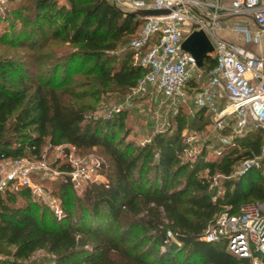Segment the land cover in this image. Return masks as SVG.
<instances>
[{"label":"trees","instance_id":"1","mask_svg":"<svg viewBox=\"0 0 264 264\" xmlns=\"http://www.w3.org/2000/svg\"><path fill=\"white\" fill-rule=\"evenodd\" d=\"M6 1L0 13V160L43 159L46 143L101 147L110 159L108 182L81 187L71 181L67 160L50 163L59 179L49 188L43 177L41 187L58 197V214L28 187L1 189L0 264H248L225 240L200 236L223 210L264 203V159L233 175L237 163L260 154L263 130L251 127L221 143L216 159H205L204 146L197 160L185 161L186 120L178 105L176 125L146 143L117 136L128 132V110L95 117L93 100L130 92L144 74L130 47L143 18L112 0ZM215 65L216 57L207 56L203 74ZM203 82L192 78L189 92ZM194 108L195 119L213 122L205 107ZM215 174L224 176L223 192ZM168 231L173 238L166 242Z\"/></svg>","mask_w":264,"mask_h":264},{"label":"built area","instance_id":"2","mask_svg":"<svg viewBox=\"0 0 264 264\" xmlns=\"http://www.w3.org/2000/svg\"><path fill=\"white\" fill-rule=\"evenodd\" d=\"M112 1L133 10H170L167 14L144 17L138 33L130 41L136 63L145 68L131 90L133 94L152 89L162 99L205 107L212 114L215 130L229 128L227 134H221L222 143L244 135L251 127L260 128L264 133V56L216 33L219 18L225 12H248L264 25V0H231L229 5L219 0ZM201 28L214 45L211 55L216 57V65L206 81L193 86V91L189 92V81L200 77L202 69L197 66L194 56L182 48V42L193 30ZM243 33L247 40L251 39L247 30ZM120 108L116 107L115 111ZM55 147L64 151L63 156L72 167L69 176L75 186H80L81 182L102 181L101 163L96 157H76L75 145ZM261 159H264V137L260 154L242 162L233 175L258 166ZM50 169V163L44 158L3 156L0 190L28 187L31 193L41 196L44 189L33 176L48 173ZM171 238L173 234L168 231L166 242ZM200 238L209 242L225 240L227 249L248 259V264H264V203L242 205L235 213L223 210Z\"/></svg>","mask_w":264,"mask_h":264},{"label":"rangeland","instance_id":"3","mask_svg":"<svg viewBox=\"0 0 264 264\" xmlns=\"http://www.w3.org/2000/svg\"><path fill=\"white\" fill-rule=\"evenodd\" d=\"M6 0H0V13L3 12L7 5ZM13 5H16L13 2ZM121 5V4H120ZM127 10L133 11V9L121 5ZM1 25V24H0ZM130 49V48H129ZM134 62L137 59L134 58ZM208 75L201 72L200 78L202 81H206ZM157 92L152 89L147 91L133 94L131 91L128 93L124 92H108L100 96V98L94 101L95 109L92 111L95 117H106L110 115L116 107L126 108L128 110V116L126 118L125 126L128 132H118L117 136L133 140L136 144H144L150 140L153 133L158 130L166 129L168 124L173 127L176 125L174 120L175 113L178 109V105H181L182 113L185 115L186 126L183 130L184 142L186 144L185 151L181 153L182 160L191 159L192 161L197 160L200 157L202 148L206 146L205 159H216L219 156V151L222 146L220 140V133L213 127L214 123L211 121L203 122L195 119L194 105L185 102H172L170 100L162 99L158 96ZM96 101V102H95ZM220 107L222 105H219ZM218 147V148H217ZM43 155L48 163L57 160H65L64 151L58 150L55 146L45 144L43 146ZM92 155L96 157L100 163V182H108L107 165L109 164L110 157L107 156L101 147H95L89 150H76V157H83ZM104 163V166H103ZM242 166V162H239L235 166V171L239 170ZM207 168H202L201 173H207ZM59 171L57 168L51 167L48 173L40 172L35 178V182L41 185L43 177H49V181L46 184L51 188L54 183L59 179ZM224 178L221 174H215L213 176L214 184L217 185L221 190V180ZM57 179V180H53ZM53 181V182H52ZM85 182H81V187ZM41 198L45 199L55 213H60V201L56 195L51 194L49 191H43ZM38 252L36 255L42 254Z\"/></svg>","mask_w":264,"mask_h":264},{"label":"crops","instance_id":"4","mask_svg":"<svg viewBox=\"0 0 264 264\" xmlns=\"http://www.w3.org/2000/svg\"><path fill=\"white\" fill-rule=\"evenodd\" d=\"M224 5H229L231 0H219ZM233 13H239L230 16ZM248 12H225L218 21L216 33L219 37L238 43L250 51L264 56V29L260 28L248 15ZM243 30H247L251 39L244 37ZM211 55V54H210ZM208 78V77H207ZM204 83V82H203Z\"/></svg>","mask_w":264,"mask_h":264},{"label":"water","instance_id":"5","mask_svg":"<svg viewBox=\"0 0 264 264\" xmlns=\"http://www.w3.org/2000/svg\"><path fill=\"white\" fill-rule=\"evenodd\" d=\"M169 9H138L131 11L132 14L139 17H146L150 15H161L169 13ZM239 13H233L230 16H235ZM251 18L260 28L264 29V25H261L257 22L254 15L249 14ZM182 48L190 52L195 60L198 67H202L204 64V59L211 54L214 50V45L204 29H195L189 33L182 42Z\"/></svg>","mask_w":264,"mask_h":264}]
</instances>
